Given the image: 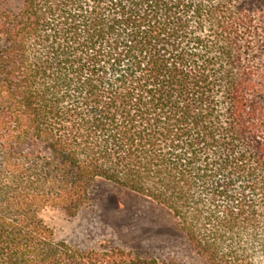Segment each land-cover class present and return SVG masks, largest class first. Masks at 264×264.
<instances>
[{"label": "trees", "instance_id": "trees-1", "mask_svg": "<svg viewBox=\"0 0 264 264\" xmlns=\"http://www.w3.org/2000/svg\"><path fill=\"white\" fill-rule=\"evenodd\" d=\"M264 0H0V264H180L58 242L109 183L204 264H264Z\"/></svg>", "mask_w": 264, "mask_h": 264}, {"label": "rangeland", "instance_id": "rangeland-1", "mask_svg": "<svg viewBox=\"0 0 264 264\" xmlns=\"http://www.w3.org/2000/svg\"><path fill=\"white\" fill-rule=\"evenodd\" d=\"M41 218L52 229L56 241L81 253L120 248L146 258L204 264L164 207L109 183L95 182L90 205L76 216L49 207L41 212Z\"/></svg>", "mask_w": 264, "mask_h": 264}]
</instances>
